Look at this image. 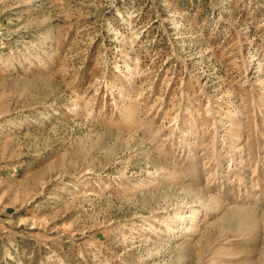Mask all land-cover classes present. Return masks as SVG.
<instances>
[{
    "label": "rangeland",
    "instance_id": "1",
    "mask_svg": "<svg viewBox=\"0 0 264 264\" xmlns=\"http://www.w3.org/2000/svg\"><path fill=\"white\" fill-rule=\"evenodd\" d=\"M0 264H264V0H0Z\"/></svg>",
    "mask_w": 264,
    "mask_h": 264
}]
</instances>
